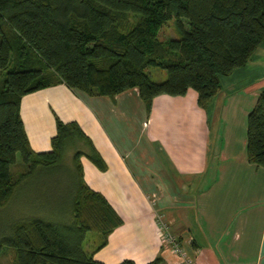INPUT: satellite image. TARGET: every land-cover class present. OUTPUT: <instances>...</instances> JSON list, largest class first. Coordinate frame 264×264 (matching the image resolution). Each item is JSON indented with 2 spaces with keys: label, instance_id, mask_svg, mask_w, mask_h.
<instances>
[{
  "label": "trees",
  "instance_id": "16d2710c",
  "mask_svg": "<svg viewBox=\"0 0 264 264\" xmlns=\"http://www.w3.org/2000/svg\"><path fill=\"white\" fill-rule=\"evenodd\" d=\"M170 19L178 37L158 40ZM263 39L264 0H0V207L38 167H57L65 149L74 151L66 213L44 218L32 204L8 224L0 249L11 248L16 264H103L83 249L85 235L99 236V247L121 223L83 180L80 158L105 168L90 140L75 123L56 120L50 150L33 152L19 115L22 96L58 84L108 98L136 89L148 117L156 96L191 89L206 110L219 78L243 67ZM148 67L165 71V80L151 81ZM244 151L264 168V87L246 115ZM16 164L23 170L14 177ZM144 264L166 263L156 255Z\"/></svg>",
  "mask_w": 264,
  "mask_h": 264
},
{
  "label": "crops",
  "instance_id": "0c3cea01",
  "mask_svg": "<svg viewBox=\"0 0 264 264\" xmlns=\"http://www.w3.org/2000/svg\"><path fill=\"white\" fill-rule=\"evenodd\" d=\"M206 110L196 93L156 96L145 116L136 89L113 98L73 93L58 84L21 97L19 115L33 152L50 150L55 121L75 123L105 168L80 158L86 185L121 223L85 235L83 249L103 264H264V168L245 158L246 115L264 87V39L246 64L219 79ZM156 215L178 241L160 239ZM97 247V248H96Z\"/></svg>",
  "mask_w": 264,
  "mask_h": 264
},
{
  "label": "rangeland",
  "instance_id": "374dc122",
  "mask_svg": "<svg viewBox=\"0 0 264 264\" xmlns=\"http://www.w3.org/2000/svg\"><path fill=\"white\" fill-rule=\"evenodd\" d=\"M177 37L173 19L162 25L157 33V39L160 41ZM145 73L153 82H161L166 78L165 71L153 67L146 68ZM236 136L245 138L242 131L239 134L236 133ZM73 152V150L65 149L61 163L57 167H38L24 179L19 187L17 186L10 200L3 207H0V236L6 233L9 223L26 216L27 212L34 207L32 206L34 203L41 217H44V214L50 216L56 211L66 213L71 194V156ZM16 161L20 162L18 156H16ZM10 169L15 177L23 170V167L16 164ZM160 219L162 220L161 216ZM90 234L87 232L86 236ZM0 264H16L15 255L11 248L4 246L0 249Z\"/></svg>",
  "mask_w": 264,
  "mask_h": 264
},
{
  "label": "built area",
  "instance_id": "2783aa9c",
  "mask_svg": "<svg viewBox=\"0 0 264 264\" xmlns=\"http://www.w3.org/2000/svg\"><path fill=\"white\" fill-rule=\"evenodd\" d=\"M156 219H157L158 224H159L160 239H161L162 245L169 246V249L173 253H179L180 247H179L178 241L168 231L164 222H162V220L160 219V215H156ZM182 263L183 264H195L194 261H192L190 259H185Z\"/></svg>",
  "mask_w": 264,
  "mask_h": 264
}]
</instances>
